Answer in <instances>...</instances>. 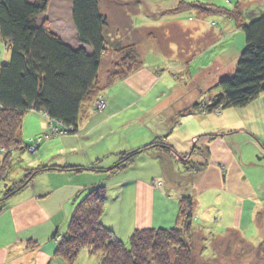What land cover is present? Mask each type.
I'll use <instances>...</instances> for the list:
<instances>
[{"label": "rangeland", "instance_id": "rangeland-1", "mask_svg": "<svg viewBox=\"0 0 264 264\" xmlns=\"http://www.w3.org/2000/svg\"><path fill=\"white\" fill-rule=\"evenodd\" d=\"M99 2L103 14L109 20L108 32L110 38L120 41L118 46L123 48L116 52L115 48L111 46L105 54L99 74L100 87L102 88V84L104 86L110 84V81H112L111 74L113 75L115 72H120L121 75L131 73L132 70L137 71L143 64L145 67L157 68V73L159 75L163 74V76L160 77L155 87L149 91L142 92V94H146L139 101L133 102L134 99L131 101L125 100L123 106H127V108L122 109L117 114V119L114 120L122 124L115 129L114 133L110 132L111 128L114 129L113 123L109 124L108 129L92 130L90 138L94 140L93 142L97 138L101 140L99 145L91 147L85 153H69L68 150L57 152L56 150L60 148L57 145L58 143L52 147L53 154L47 152L44 144L36 153H31L27 149H15L12 153L9 152L10 166L4 175V180L0 181V199L5 196L8 185H13L14 182L24 178L26 170L39 167L52 156L68 155L74 161L83 162L81 161L82 158L85 157L87 159L90 156H94L97 152L106 150L101 148L108 145L113 148L117 147L119 153L122 150L132 152L135 151L131 149L137 140L143 139L148 132L153 136L155 135L157 132L156 127H159L157 123L161 119L166 120L164 125L169 129L170 122L165 118L166 115L176 114L177 105L181 106L179 108H183L186 102L199 101L205 94H213L216 90L217 92L219 89L221 90L217 86L221 78L219 72L222 71L221 68L218 70L219 67L227 65L225 72H228L227 68L229 65L232 66L233 63L237 62L245 48V33L228 16V12H242L246 21L254 18V15L257 16L264 13V0H99ZM181 3L199 4L202 9L176 10ZM72 7L73 0H49L48 12L40 20L44 21V19H47L51 28L62 39L64 38L70 44L77 45L75 42L77 34L71 21ZM196 21L204 22L202 24L207 23L209 30L213 28L216 30L215 34L219 33L221 29L225 30V36L219 40L212 51L200 53L199 48L201 41L204 42L203 37L196 35L192 29L191 32L185 29L186 24L195 23ZM202 24H196L195 27L199 28ZM232 27L236 28L228 31ZM209 33H212V31ZM200 36L203 35L200 34ZM191 40L197 43H193L195 49L193 54L188 55L185 48L190 46ZM221 45L224 46L225 52L222 53L225 55L224 59H216V52L221 49ZM116 48L118 49V47ZM9 60L10 52L0 38V67L3 63L9 62ZM103 93V100L93 101L95 112L105 111L108 107V96L105 91ZM205 100H208V98L206 97ZM146 102H149V104H146ZM154 106L155 108L153 109ZM148 110L150 112H147ZM184 110L178 112L182 113ZM205 110V108H202V111ZM183 119L181 118L174 125L173 137L175 141H183L184 145L188 144L189 141H193L192 145L195 144L194 147L197 148L196 144L199 141V137H195L197 136V133H195L198 130L197 126L189 119L186 122ZM46 122L48 123L39 114L29 112L25 115L21 135L25 146L31 139L38 138L41 135L48 134V139L65 133L63 131L56 133L52 126L49 131L46 129L44 132L43 126ZM157 133L164 136L166 131L160 129ZM158 139L160 137L155 141ZM49 142L50 140L46 143ZM81 142L85 143L86 141L82 139L80 144H82ZM149 147H151V144L147 148ZM139 150H142V152L138 155L136 162L132 163L133 165L131 164L132 166L129 165L130 167L124 168L118 173H110L111 177L107 175L106 179L102 181L107 188L105 215L108 217V222L117 228V233H115L117 235L120 233L119 222H121V218L116 216V207L114 210L113 206H115V196H117L119 188L113 183L117 180L119 181L120 178L134 177L140 173L141 176L156 173L158 174L156 176L157 179L152 184L156 190L165 188V195L167 196V193H169L167 197L171 199L179 198L180 192H182V196H188L190 191H192L190 197L196 199L197 189L194 190L191 187L189 190L188 185L191 184L192 186V181L199 173H195L196 167H191L194 172L190 171V169L188 170L184 163L185 161H193L191 154L180 155L177 154V151H172L173 153L170 152L171 156L169 151L164 150L159 145L149 151L146 147ZM114 152L115 149L101 159L104 166L114 162L116 160L115 157L119 158V154ZM196 154L201 153L197 151ZM5 155L6 152H0V159L3 160ZM153 155H156L157 158L165 159L168 169L171 174L173 173L170 176L171 182L169 181V186L167 185L168 179L166 180L164 176L162 165L157 159L153 158ZM192 163H195V165L202 164L197 161ZM192 163H190V166H192ZM212 172L215 173L214 171ZM249 174L247 173L248 176ZM159 179L165 181L166 187L164 182H160ZM177 187L182 189L177 191ZM255 188L259 187L256 185ZM218 192L220 191L209 188L202 194L201 201L199 204L197 202L198 207L196 205L197 209L195 208L197 212L196 214L194 212L191 220L192 234L186 238L183 245L173 249V261L176 257L181 256L186 260L189 259L188 264H264V214L257 215L258 229L260 230L258 235L255 234L254 229H250L245 236L241 232L233 231V229L227 232V229L224 228L231 225L232 217L231 222H227L230 220L229 215L230 210H233V204H231L232 200L229 198L218 201ZM210 207L214 208L211 214L207 212ZM65 208L67 211L63 208V210L58 212L57 216V221L61 224L59 227L60 233L56 232L55 239V235L52 238V241L56 242L57 246L64 240L70 221L65 216L68 212V206ZM204 212L208 214L206 215L208 220L203 219L206 218L202 216ZM179 213L180 207L178 215ZM183 220L184 218L179 219L177 217L166 228L178 227L183 229ZM123 241L130 248V239H123ZM31 243L29 242V245ZM54 256L55 259L51 264H70L65 259L58 257L56 251ZM99 258L100 254L92 253L88 247H84L80 250L73 264H99ZM157 264L160 263L157 262Z\"/></svg>", "mask_w": 264, "mask_h": 264}, {"label": "trees", "instance_id": "trees-1", "mask_svg": "<svg viewBox=\"0 0 264 264\" xmlns=\"http://www.w3.org/2000/svg\"><path fill=\"white\" fill-rule=\"evenodd\" d=\"M48 8L49 0H0V38L10 52L9 62L0 67V152H6L4 159H0V181L4 180L10 166L9 152L27 149L36 153L46 139H42L35 151L30 150L32 140L35 143L46 134L24 145L21 135L27 113H41L64 134L77 133L89 109L95 110L93 103L103 100L104 88H109L116 81H123L135 72L132 70L123 75L115 72L111 74L110 84L100 87L99 74L105 54L111 46L116 52L123 48L118 46L120 41L110 38L109 20L102 12L99 0H73L72 20L76 40L80 43L78 48L66 43L51 28L47 19L40 20L47 14ZM188 8L202 9V6L181 3L176 10ZM228 16L244 31L246 45L234 73L219 79L217 86L221 92L203 106L209 112L220 108L245 107L264 92V13L254 15L249 21L244 19L242 12H228ZM191 110L187 108L179 114ZM175 118L177 116L168 119L169 126H172ZM158 145L166 151L172 149L163 138L146 149ZM194 148L192 156L197 155V151L201 153ZM141 152L138 149L122 153L107 172L118 173L134 163ZM203 158V164L185 161V166L193 172L191 167H196L195 173L200 174L207 166L206 155L203 154ZM58 169L81 171L84 168L42 164L26 170L23 179L7 186L5 196L0 199V212L5 202L36 176ZM106 200L107 188L99 184L76 204L65 238L56 248L58 257L73 264L80 250L88 247L92 253L100 254L99 264H188L189 259L181 256L173 261L172 253L192 234L191 220L196 211V199L185 196L180 200L178 217L184 218L183 229H136L130 237V248L103 224Z\"/></svg>", "mask_w": 264, "mask_h": 264}, {"label": "crops", "instance_id": "crops-1", "mask_svg": "<svg viewBox=\"0 0 264 264\" xmlns=\"http://www.w3.org/2000/svg\"><path fill=\"white\" fill-rule=\"evenodd\" d=\"M71 21L73 23V20ZM202 23L204 22L196 21L195 23L186 24L185 29L190 30L189 32L192 29L196 35L203 37L204 42L201 41L199 49L200 53H205L212 51L226 32L221 29L219 33H216L218 34L216 36L214 28L209 30V25ZM196 24L202 25L198 28L195 27ZM234 28L236 27H232L228 31ZM210 31L212 33H209ZM200 34L203 36H200ZM63 40L70 44L64 38ZM75 42L77 45L73 43L70 45L74 48L80 46L77 40ZM193 43L197 42L191 40L190 46L185 48L188 55L193 54V50L195 51ZM221 46V49L216 52V59H224L225 55L222 54L225 52L224 46ZM237 62L233 63L232 66L229 65L228 72H225L227 65L219 67L218 70L220 68L222 70L219 72L220 77L232 75ZM157 71V68L145 67L143 64L128 78L123 81H116L109 88H105L108 96V107L105 111L95 112L90 108L86 117L82 119L77 133L46 138L40 147L44 144L47 152L53 154L52 147L58 143L57 145L60 148L56 150L57 152L68 150L69 153L75 152L77 154L79 152L85 153L91 147L99 145L101 139L97 138L93 142L94 140L90 138L91 131L100 128L108 129L109 124L113 123L114 129L111 128L110 132L114 133L115 129L122 124L114 120L117 119V114L122 109L127 108V106H123L125 100L131 101L134 99L133 102H136L142 99L146 94H142V92L155 87L160 77L163 76V74L159 75ZM220 92L219 89L218 92L216 90L213 94H205L199 101L186 102L183 108H179L181 106L177 105L176 114H167L165 117L168 120L177 116L169 129L164 125L166 120L161 119L157 123L159 127H156V131L163 129L166 131L164 136L159 135L157 132L153 136L148 132L143 139L137 140L131 150L147 148L148 145L160 137L172 147L171 150H168L169 153L177 151V154L180 155H190L195 144L192 145L193 141H189L186 145L183 141H175L173 127L181 118H184L183 121L185 122L188 119L194 122L198 129L195 131L197 133L195 137H199L196 146L202 155H193L191 159L194 162L197 161L203 164L204 154L207 157V166L201 174L194 178L192 186L191 184L188 185L189 190L191 187L198 190H196L198 204L206 190L209 188L219 190L220 192L217 194L218 201L229 198L232 200L231 204H233V210H230L229 215L230 220L227 222L230 223L232 217L231 225L226 226L224 229H227V232L230 229L237 230L244 236L247 235L250 229H254L255 234L258 235L260 230L258 229L257 215L264 214V92L245 107L220 108L218 111L214 110L212 112L202 111L203 106L210 103L211 98ZM206 97L208 100H205ZM146 104H149V102H146ZM187 108L192 110L188 113L179 114L178 111ZM150 110L147 112H150ZM32 113L39 114L48 121V123H44V132L46 129L49 131L51 126L53 127L54 123H51L44 115L38 112ZM198 133L202 134L199 135ZM82 139L86 142L80 144ZM48 140L50 142L46 143ZM101 149L106 150H101L87 159L82 158L81 161L83 162L74 161L68 155L46 157L49 158L44 163L46 165L76 166L84 169L81 171L58 169L42 172L23 190L14 194L5 202L4 208L0 212V264L52 263L57 248V244L52 241V238L56 232L60 233L59 227L61 225L57 221L58 212L68 206V212L65 216L66 219H70L76 204L85 197L89 190L96 185L103 184L102 181L106 179L107 175L111 177L107 171L119 158L115 157L114 162L104 166L101 160L104 156L113 152L114 149V153L119 154V157L122 153L130 152L122 150L119 153L117 147L113 148L109 145ZM156 155H153V158L157 159L162 165L169 186L170 176L173 173L171 174L168 169L166 160L157 158ZM170 155L172 156L171 153ZM174 158L176 159V157ZM247 173H250L249 176ZM157 175L155 173L141 176L140 173L134 177L120 178L119 181L113 183L119 188L113 208L115 210L116 207V216L121 218V222H119L120 233H118L120 236L116 234L121 240L130 239L136 229L166 228L173 220L177 219L179 202L185 196H182V192H180L179 198L171 199L167 197L169 193H167V196L165 195V188L156 190L152 184L157 179ZM159 181L164 182L166 187L164 180L159 179ZM256 185L259 188H255ZM180 189L182 188L177 187V191ZM191 193L192 191L188 196H191ZM213 211L214 208L210 207L207 212L211 214ZM196 212L197 210L195 214ZM105 214L106 211L104 210L103 224L114 233H117V228L108 222V217ZM206 215L208 214L204 212L202 216L206 217ZM203 219L208 220L207 217ZM29 242L32 243L29 245Z\"/></svg>", "mask_w": 264, "mask_h": 264}, {"label": "built area", "instance_id": "built-area-1", "mask_svg": "<svg viewBox=\"0 0 264 264\" xmlns=\"http://www.w3.org/2000/svg\"><path fill=\"white\" fill-rule=\"evenodd\" d=\"M54 129L56 133L61 131L57 127H55ZM47 136L48 134H46L45 136L39 137L35 143H34V140H32L33 144L30 146V150L35 151L38 148V144L42 141V139L47 138Z\"/></svg>", "mask_w": 264, "mask_h": 264}, {"label": "bare ground", "instance_id": "bare-ground-1", "mask_svg": "<svg viewBox=\"0 0 264 264\" xmlns=\"http://www.w3.org/2000/svg\"><path fill=\"white\" fill-rule=\"evenodd\" d=\"M97 110V109H96Z\"/></svg>", "mask_w": 264, "mask_h": 264}]
</instances>
